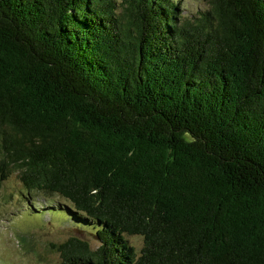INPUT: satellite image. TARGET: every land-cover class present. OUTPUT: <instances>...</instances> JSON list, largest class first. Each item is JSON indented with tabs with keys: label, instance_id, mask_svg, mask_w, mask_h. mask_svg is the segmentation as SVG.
Returning a JSON list of instances; mask_svg holds the SVG:
<instances>
[{
	"label": "trees",
	"instance_id": "1",
	"mask_svg": "<svg viewBox=\"0 0 264 264\" xmlns=\"http://www.w3.org/2000/svg\"><path fill=\"white\" fill-rule=\"evenodd\" d=\"M205 2L0 0V180L91 229L59 264H264V0Z\"/></svg>",
	"mask_w": 264,
	"mask_h": 264
},
{
	"label": "rangeland",
	"instance_id": "2",
	"mask_svg": "<svg viewBox=\"0 0 264 264\" xmlns=\"http://www.w3.org/2000/svg\"><path fill=\"white\" fill-rule=\"evenodd\" d=\"M176 1L184 18L191 19L208 9L205 0ZM57 203L66 204L55 195H27L16 173L0 180V264H59L60 256L53 246L78 235L71 229L91 233L90 228L76 225L63 212L47 210L32 214L27 209L29 204L39 210ZM81 237L91 241L87 235ZM126 239L139 249L140 237ZM91 244L97 245L94 242Z\"/></svg>",
	"mask_w": 264,
	"mask_h": 264
}]
</instances>
